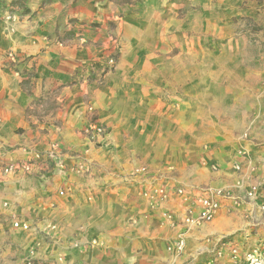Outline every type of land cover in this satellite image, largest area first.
<instances>
[{
  "label": "crops",
  "instance_id": "1",
  "mask_svg": "<svg viewBox=\"0 0 264 264\" xmlns=\"http://www.w3.org/2000/svg\"><path fill=\"white\" fill-rule=\"evenodd\" d=\"M117 19L123 51L109 83L77 80L79 67L106 49ZM169 32L173 45L162 51ZM118 77L131 83L120 87ZM172 101L184 133L170 144H189L188 161L178 173L166 159L119 172L123 129L142 124L145 136L156 118L165 128ZM89 104L111 133L100 149L82 132L93 118ZM54 142L67 156L87 148L102 168L78 177L38 162L29 173L4 174L10 160ZM263 159L264 0H0V264H204L221 240L253 250L264 239V192L245 193L263 183ZM139 166L148 175L127 177ZM201 186L232 195L211 223L187 230L164 217L182 212ZM159 187H182L186 197L155 198L152 209L144 194ZM15 218L32 229L14 227ZM181 232L178 256L168 246Z\"/></svg>",
  "mask_w": 264,
  "mask_h": 264
},
{
  "label": "built area",
  "instance_id": "2",
  "mask_svg": "<svg viewBox=\"0 0 264 264\" xmlns=\"http://www.w3.org/2000/svg\"><path fill=\"white\" fill-rule=\"evenodd\" d=\"M11 16H8V19ZM113 53L106 56H101L98 60L90 65H82L77 70L75 78L80 81H86L89 78H97L104 76L107 72L112 71L115 66L116 58ZM7 57L12 64L18 63V56L14 51H9ZM99 73V74H97ZM89 109L93 111V107ZM84 135L87 140L93 143H99L107 137L106 127L98 122H91L90 125L84 130ZM88 152L81 151L74 156H67L59 147V144L54 142L49 149L44 152H37L29 160H10L6 163L3 172L5 175L15 174L19 172L29 173L35 163L45 162L53 167L63 168L73 174L94 176L96 167H94L92 159L86 155ZM264 163V159H263ZM237 170H240V165H235ZM148 168L146 166L135 167L127 177H136L138 175H146ZM49 176V175H48ZM200 192L196 195L180 213L164 212V217L169 219L172 223H175L176 227L184 226L186 229H190L194 226H200L206 223H211L218 212L222 208V201L224 199L232 198L229 191L224 189L215 188L211 186H201L198 189ZM264 192L263 183H255L245 193V198H255L259 193ZM186 189L179 187L173 192H170L164 187L154 188L145 192V196L149 198L150 207L156 209L160 206L155 198H159V201L169 199L174 194L176 196L186 197ZM64 189L59 190L60 196H65ZM13 226L16 228H22L24 230H31L32 227L20 219L15 218L13 220ZM77 246V244H75ZM186 249L185 232H181L176 236L168 246V250L175 255H182ZM62 260V258H59ZM18 264H37L32 259H26ZM204 264H264V239L253 250H243L238 244L231 240H221L219 245L210 252L209 258H207Z\"/></svg>",
  "mask_w": 264,
  "mask_h": 264
},
{
  "label": "rangeland",
  "instance_id": "3",
  "mask_svg": "<svg viewBox=\"0 0 264 264\" xmlns=\"http://www.w3.org/2000/svg\"><path fill=\"white\" fill-rule=\"evenodd\" d=\"M141 1L142 0H133V3L135 4V6H137L138 3H141ZM120 16L123 17L121 14H120ZM121 23H123V21H121V19H117L116 21H113V20L109 21L108 28L105 31V34L107 36L106 38H108L109 42L106 45V49L98 56V58L96 60H98L103 55L106 56L110 53H113L112 55H114L116 58L115 66L117 65V62H118L119 58L122 56V51H123V37L117 31V27ZM166 35H167L166 36L167 38L160 43L162 45H160L159 49L162 51L168 50V48H171L173 45L172 33L169 32ZM188 35H190V32H188ZM141 49L142 48L139 47V50H141ZM170 51H172V49H170ZM95 61L87 63L86 65H90V64L94 63ZM115 66H114V68H115ZM108 73L109 72H107L102 77L95 78L98 81L99 85L104 86L107 83H109L110 78L109 79L107 78ZM97 74H99V73H97ZM140 77H142V76L140 75L136 79V84L142 83V78H140ZM170 78L171 77H169L168 79H170ZM90 79H92V77L87 79L86 82H88ZM127 79H128L127 77H118V78H114V82L117 85H119L120 87H122V86L124 87V86L129 85L131 83V81L127 80ZM82 82H84V81H82ZM170 100H172V99H170ZM90 106L93 107V111H91L89 109ZM88 111L93 114V118H92L91 122H95V121L97 122V116L95 115V107L93 104L88 105ZM173 111H174V108H173V101H172V104H170V106L166 107V109H165V113H166V116L168 119L167 120L168 123L165 124V128H163V125H161L157 121L158 119L156 118L155 122H153L154 123L153 127L150 126V128H152V129H150V131H148V132H145V134H146L145 136H144V134H142V130H143L142 124H138L136 127H134L132 125L131 127H125L123 129V134H122L123 137L122 138L120 137L119 139L116 140V143H117L116 147L119 149V151H117V154L116 153L115 154H116V157L118 156L117 165L119 167L118 171L120 170L119 172L124 170L125 166L127 167L128 165H130L132 163L146 164V165L151 166L150 164H154L155 162L161 163L165 159L173 162L174 165H170V167L172 168V172H174V171H177L176 167L180 166V164H182L184 161H188V158L190 157V155L188 154L189 148L187 146H189V144H187V145H186V143L182 144V145H179V144L178 145H171L170 144V143L176 142L175 140H173L175 137L177 138V141H179L181 131H183V130H181V127L177 128V125H175V123L172 121V119L174 117ZM141 112H142V109L140 108V110L137 111V113H136L137 119L141 118ZM155 115L157 116V114H155ZM98 123H100V122H98ZM124 126H126V125H124ZM87 127H85L83 129V131H82L83 134H84V130ZM135 128L137 131L134 133V136L128 138L127 135L131 134V132ZM106 130H107V134L109 136L111 133L109 132L107 127H106ZM163 133H165L166 136L163 135ZM183 133H184V131H183ZM143 136L145 137V139ZM159 136H163V138L158 140ZM107 137H105L104 140L99 142V143L90 142L89 140L86 139V137H85V139L89 143H92L95 146V148L100 149V148H103L107 145V141H109L107 139ZM149 145H150V147H149ZM151 145H152V147H151ZM167 145H170V147L173 149V153H170V150H168V147L166 148ZM83 149L84 150H82V152L86 150L88 152L86 155H88L90 159H93L90 156V151L87 148H83ZM92 162H93L94 167L102 168L98 164V162H96L94 160H92ZM166 165H167V167H169L168 164H166ZM111 167H113V166L111 165ZM148 172H149V169H148ZM177 173H178V171H177ZM173 174L175 175L176 173H173ZM74 175L78 176V177L82 176V175H78V174H74ZM83 176L86 177L87 175H83ZM88 177H93V176H88Z\"/></svg>",
  "mask_w": 264,
  "mask_h": 264
}]
</instances>
